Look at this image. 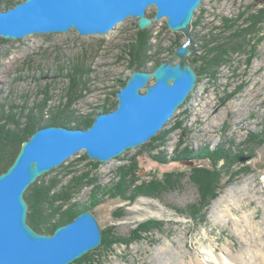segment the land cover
<instances>
[{"label":"rangeland","instance_id":"obj_1","mask_svg":"<svg viewBox=\"0 0 264 264\" xmlns=\"http://www.w3.org/2000/svg\"><path fill=\"white\" fill-rule=\"evenodd\" d=\"M9 1L0 0V8L5 10ZM262 8L264 0H204L193 22L198 23L192 30L193 58L211 59L215 47L226 42L234 30L247 29L251 23L246 20ZM148 15L153 18L156 8L151 7ZM232 23L236 25L230 31ZM140 32L150 37L144 66L148 72L158 62L171 60L186 41L182 32L167 27V19L141 30L138 19L132 17L104 35L81 36L71 30L16 40L0 37V112L11 106L28 112L39 105L44 119H50L68 107L73 85L70 74L78 65L87 74L84 79L78 75L84 85L70 110L87 116L101 113L106 106L117 107L118 92L136 71L129 49ZM246 42L244 50L232 52L230 62L215 74L206 73L198 80L186 103L150 141L105 163L90 159L83 151L28 189L29 203H33L30 213L36 219H58L79 204L90 207L102 230L111 229L127 239L147 222L162 223L130 246L106 249L102 243L73 264H191L199 255L201 242L213 240L220 249L223 245L232 251L239 249L241 230L235 223L243 212H254L251 222L264 229V143L250 140L252 134L264 139V24L255 25ZM207 147L210 151L229 149L231 167L221 179L218 197L199 211L200 192L191 181L190 167L211 168L212 160L186 157ZM243 157L248 159L241 162ZM227 162L221 160L217 169L226 172ZM181 172L184 176L178 177L175 189L157 197L140 193L152 179L164 180ZM72 183L80 185H75L76 195L68 198L61 191ZM115 183L121 190L126 188L124 195L114 190ZM53 197L58 198L52 201Z\"/></svg>","mask_w":264,"mask_h":264},{"label":"water","instance_id":"obj_2","mask_svg":"<svg viewBox=\"0 0 264 264\" xmlns=\"http://www.w3.org/2000/svg\"><path fill=\"white\" fill-rule=\"evenodd\" d=\"M203 1L23 0L0 9V36L7 40L71 30L81 36L104 35L130 17L138 19L141 30L165 18L171 31L186 38L172 59L154 71L133 72L117 94V107L99 113L88 128L45 126L22 144L12 165L0 174V264H73L102 245L103 230L91 210L53 234L36 231L28 222L25 194L40 177L82 151L105 163L150 141L166 126L198 84L190 45ZM151 7L156 8L153 18L148 15Z\"/></svg>","mask_w":264,"mask_h":264},{"label":"trees","instance_id":"obj_3","mask_svg":"<svg viewBox=\"0 0 264 264\" xmlns=\"http://www.w3.org/2000/svg\"><path fill=\"white\" fill-rule=\"evenodd\" d=\"M21 1L14 2L13 0L9 1L7 4V7L5 10L14 7L16 4H18ZM1 9V8H0ZM247 23H251L249 27L245 30L235 29V23L230 24L229 30H234L233 34H230L228 37V40L224 42L219 47H215L214 49V56L211 59H205L202 57L201 59L193 58L191 60V64L196 69L200 79L206 74V73H216L217 68L223 66L224 63L230 62V54L232 52H242L244 50L247 35H250L253 32V28L255 25H263L264 24V8L260 9L256 14L250 15V18L246 20ZM198 22V21H197ZM198 23L195 22L194 26H196ZM150 37L147 36L145 32H140L139 38L136 39V42L134 45L130 46L129 54L133 59V62H136L135 68L136 70H145L144 66L146 64L147 58L145 55L149 52L151 48ZM140 61H143L140 63ZM200 61L202 63H200ZM160 65V62L157 63L156 68ZM207 71V72H206ZM87 72L83 67L77 66L75 70L72 71L70 74L71 79H73V85L72 89L69 93L70 101L68 103V107L63 108V110H59V112L54 113L50 119L45 120L42 113V106L37 105L34 109L31 111L26 112L25 109H18L16 106H11V108H8L2 110L0 112V174L7 171L8 168L12 165L14 160L16 159L22 144L27 141L38 129L45 126L55 125V126H64V127H77V128H88L92 125L93 121L97 117L98 113L90 114L87 116L83 115H77L75 111H71L70 107L73 103L76 101V95H78L77 91L79 88L84 85V82H80V79H78V75L80 77L85 78ZM73 96V97H72ZM116 108V107H115ZM114 107H103L100 112H108L115 109ZM42 115V116H41ZM44 121V123H43ZM156 139V138H155ZM251 143L253 144H262L264 143V139L260 138V134H252ZM17 150V151H16ZM229 149L223 148H216L214 151H210V148H204L202 152H199L197 155L193 151L190 154H186V158H190V160L199 159V160H205L210 159L212 160L211 168L208 167H190L191 174L190 178L191 181L198 186L199 192H200V198L196 205H201V210H204L205 208H209L212 204L213 200L218 197L219 190H221V179L225 174L230 173V159H229ZM253 151V150H252ZM16 152V153H15ZM254 153V152H253ZM15 154V155H14ZM192 154V155H191ZM236 159H238V156H236ZM221 160H227L228 170L222 171L220 169H217L219 163ZM160 161L165 162V159H160ZM10 164L9 167L8 164ZM234 163V162H231ZM215 167V168H213ZM135 169H138L135 167ZM224 170V169H223ZM124 171L121 172L120 175H123ZM184 176V173H179L178 175L175 174H169L166 176L164 180L161 179H152L150 183L142 191L141 194L148 196V197H157L164 193H166L169 190H173L177 187L178 183V177ZM125 182V177H123ZM223 180V179H222ZM76 184L80 185V183H72V185L68 187L62 188V191L65 196L70 198L73 196L76 191L77 186ZM126 184V183H125ZM124 185V184H123ZM121 184V186H123ZM114 186L116 188L115 191L121 192L120 195H124L126 193V188L124 190H121L122 188L119 187L118 183H115ZM99 189V187L97 188ZM28 193V192H27ZM29 194V193H28ZM25 194L26 200L29 203V195ZM67 194V195H66ZM76 195V194H75ZM136 197V195L132 196V200ZM58 197H53L52 201H55ZM64 200H68L65 199ZM44 205L45 203H41ZM57 203H49L50 206L55 205ZM196 205H194V208H198ZM30 210L33 211V203H29ZM191 207V208H193ZM46 208V206H45ZM193 208V209H194ZM90 207L83 206L80 207L79 204H75L73 208L69 209L66 212L62 213L61 216L58 219H54L53 216H46L45 219H36L34 217V214L29 212V218L28 222L29 224L38 232L40 233H46V234H53L54 231L57 229V227L61 225H65L68 222L74 220L76 216L85 210H89ZM29 210V211H30ZM198 210V209H197ZM146 225V226H145ZM158 225V227H156ZM162 225L161 222L157 221H150L143 225H141L139 228H137L135 231H133V237L132 238H121L115 235V233L111 229H104L103 230V244L106 246V249L113 248L115 246H130L133 241L136 239L142 238V234L149 235L151 232H153L154 228H160ZM146 236V237H147ZM78 263V262H77Z\"/></svg>","mask_w":264,"mask_h":264},{"label":"bare ground","instance_id":"obj_4","mask_svg":"<svg viewBox=\"0 0 264 264\" xmlns=\"http://www.w3.org/2000/svg\"><path fill=\"white\" fill-rule=\"evenodd\" d=\"M32 35L35 34L22 39ZM253 220L254 212H243L241 216H236L235 224L238 230H241L242 245L239 249L232 251L227 245L220 249L213 240L207 244L201 242L199 255L191 264H264V229L261 225L252 223Z\"/></svg>","mask_w":264,"mask_h":264}]
</instances>
